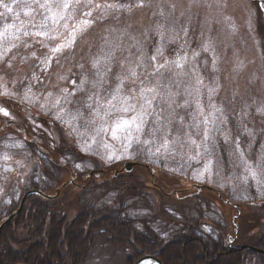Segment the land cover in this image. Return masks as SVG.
Listing matches in <instances>:
<instances>
[{"label": "rangeland", "instance_id": "obj_1", "mask_svg": "<svg viewBox=\"0 0 264 264\" xmlns=\"http://www.w3.org/2000/svg\"><path fill=\"white\" fill-rule=\"evenodd\" d=\"M64 2L46 10L36 0H0V228L25 193L42 181L48 194L70 191L76 174L81 185L96 184L92 200L109 202L112 179H120L127 191L147 194L129 192L140 203L128 209L133 216L193 206L213 233L212 220L230 227L235 212L204 190L214 188L246 213L239 226L257 246L264 239V4L72 0L64 11ZM56 13L65 19L53 24ZM61 43L68 46L53 53ZM134 118L140 131L117 128ZM128 162L138 164L126 171ZM104 170L108 184L96 175ZM195 186L203 187L197 199L169 200L195 194ZM130 251L101 238L85 264H133Z\"/></svg>", "mask_w": 264, "mask_h": 264}, {"label": "trees", "instance_id": "obj_2", "mask_svg": "<svg viewBox=\"0 0 264 264\" xmlns=\"http://www.w3.org/2000/svg\"><path fill=\"white\" fill-rule=\"evenodd\" d=\"M108 172H99L100 179L106 180L107 184ZM112 180L115 197L109 202L102 203L103 198H88L90 192L97 188L93 183L83 189L72 187L69 191V188H63L56 198L46 199L36 194L28 196L19 214L0 228V264H85L96 241L105 237L111 246L129 247L133 259L149 255L157 257L162 264H264V254L248 248L240 249L242 245H250L247 240L249 231L243 232L239 226V221L246 214L243 211L234 218L238 214L235 208L231 216L235 220L230 227L226 224L222 227L212 220L215 233L202 228L206 223L201 222L202 215L194 218L193 206L185 210L176 206L171 212L155 208L151 218L136 217L128 209L134 212L140 203L129 192L137 193L135 197L139 198L147 194L127 191L128 183L115 178ZM41 185L36 188L48 194L50 188L45 186V181ZM204 190L218 194L219 199H211L219 205L228 204L219 191ZM75 191L78 192L74 195L76 199L66 200L70 196L68 193L73 196ZM178 194L169 200L178 204L200 196L199 192ZM129 198L134 201L128 203ZM184 213L188 215L187 219L178 220V215L186 217ZM164 214L173 216L169 220H161ZM225 215L223 222H227ZM156 222V227L151 226L150 223L155 225ZM159 228L165 233L161 234ZM241 232L245 236H241ZM259 241L255 247L264 249V239Z\"/></svg>", "mask_w": 264, "mask_h": 264}, {"label": "snow or ice", "instance_id": "obj_3", "mask_svg": "<svg viewBox=\"0 0 264 264\" xmlns=\"http://www.w3.org/2000/svg\"><path fill=\"white\" fill-rule=\"evenodd\" d=\"M52 2H53V0H45V2L41 4L39 2V0H36V3L39 5V7L41 9H46V10H50L51 9ZM89 2H90V0H89ZM76 3H79V0H76ZM71 6H72V0H65V2L62 4V8H63L64 11H67V9H69ZM4 7L7 9V11H9V12L12 11V9L10 7H8L7 5H4ZM97 7H99V5H97ZM85 15H89L90 16L91 13L88 12V13H85ZM48 19H49V17H47V16L44 17V20L45 21H47ZM64 19H65V17H64V15L62 13H56V14H54L51 17V20H52V23L53 24H56L59 21L64 20ZM89 23H90V21L85 20V21L82 22L81 27H83L84 25H88ZM41 27L42 28H47L48 27V24L47 23L42 24ZM76 30L77 29L75 28V26H73V32L70 33V36H72L73 40L75 38V31ZM35 35H37V36H47L48 33L47 32H43V31H37L35 33ZM50 38L51 39H56L55 36H52ZM67 46L68 45L65 44V43L58 44L55 47H53L52 52L53 53H59V52H61ZM5 115H7V112H5ZM132 124H135L136 125V130L137 131H140L141 130V125L139 123H137L136 118H134L133 121H131V123L129 121L122 122V124L118 125L117 128L118 129L119 128H131V125ZM129 135H131V132H129ZM113 138L114 139L117 138L116 137V130H113ZM130 145H131V140H129L128 145L125 146V152L128 151V148L130 147ZM113 155H115V153H113ZM113 155H110L107 159L110 161L113 158ZM115 158L116 159H120V158H123V156L122 155L121 156H116ZM77 167H79V165H77Z\"/></svg>", "mask_w": 264, "mask_h": 264}, {"label": "water", "instance_id": "obj_4", "mask_svg": "<svg viewBox=\"0 0 264 264\" xmlns=\"http://www.w3.org/2000/svg\"><path fill=\"white\" fill-rule=\"evenodd\" d=\"M136 164H138V163H136V162L125 163L124 169L126 171H130L132 169V167L135 166ZM196 188H197L198 191L202 190V186H197ZM31 194H38V195H41V196H43L45 198H53V197H55V195L54 196H48V195L44 194L41 191H29L23 196L18 209L13 214H11L8 217L7 220H10L11 218H13L16 214H18L20 212L24 200ZM244 248H248V249H250L252 251L264 254V250L263 249H259V248L252 247V246H246V245L240 247V249H244ZM149 261L155 262L156 264H161L160 260L157 259L156 257H153V256H142L134 264H144V263L149 262Z\"/></svg>", "mask_w": 264, "mask_h": 264}, {"label": "bare ground", "instance_id": "obj_5", "mask_svg": "<svg viewBox=\"0 0 264 264\" xmlns=\"http://www.w3.org/2000/svg\"><path fill=\"white\" fill-rule=\"evenodd\" d=\"M260 2L263 3L264 0H260ZM144 264H155V263H153V262H146V263H144Z\"/></svg>", "mask_w": 264, "mask_h": 264}, {"label": "flooded vegetation", "instance_id": "obj_6", "mask_svg": "<svg viewBox=\"0 0 264 264\" xmlns=\"http://www.w3.org/2000/svg\"><path fill=\"white\" fill-rule=\"evenodd\" d=\"M5 125H10V122H7ZM0 129H2V127H0ZM75 179V177L73 178V180ZM73 180H71L73 182Z\"/></svg>", "mask_w": 264, "mask_h": 264}]
</instances>
